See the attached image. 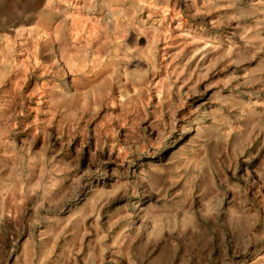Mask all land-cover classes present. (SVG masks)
<instances>
[{"label": "rangeland", "instance_id": "374dc122", "mask_svg": "<svg viewBox=\"0 0 264 264\" xmlns=\"http://www.w3.org/2000/svg\"><path fill=\"white\" fill-rule=\"evenodd\" d=\"M191 1L0 0V264H264V0Z\"/></svg>", "mask_w": 264, "mask_h": 264}, {"label": "bare ground", "instance_id": "6f19581e", "mask_svg": "<svg viewBox=\"0 0 264 264\" xmlns=\"http://www.w3.org/2000/svg\"><path fill=\"white\" fill-rule=\"evenodd\" d=\"M162 1H164V0H162ZM186 1L190 3L189 7L191 8V6L193 5V4H192V1H191V0H186ZM195 1H196V0H195ZM217 1H222V0H217ZM225 1H226V0H225ZM208 2H210V0H209ZM211 2H213V0H212ZM159 3H160V2H159ZM202 3H204V2H202ZM220 3H221V2H220ZM195 4H196V3H195ZM195 4H194V5H195ZM195 6H196V5H195ZM195 6H194V7H195ZM200 6H201V5H200ZM202 7H204V5H203ZM205 8H206V7H205ZM198 9H199V11H200V8H198ZM196 10H197V9H196ZM191 12H192V11H191ZM183 32H184V31H183ZM179 33H180V32H179ZM185 36H186L187 39H189V40H192V39L195 38V37H193V36L191 37L189 34H186ZM182 40H183V39H182ZM186 42H188V41H186ZM183 44H184V43H183ZM213 46H214V45H213ZM195 47H198V48H197V50H198L197 52H200V51H203V50L206 51L207 49L210 50V49L212 48L210 42H204V43H202L201 45H199V46H195ZM214 48H215V47H214ZM214 48H213V49H214ZM207 51H208V50H207ZM194 52L196 53V51H194ZM203 54H204V52H203ZM220 54H221V53H220ZM165 55H166V53H165ZM210 57H211V56H210ZM185 59H186V58H185ZM198 59H199V58H198ZM187 60H188V59H187ZM196 62H197V61H196ZM227 133H228V132H227ZM222 134H223V133H222ZM224 135H225V133H224ZM226 135H227V134H226ZM226 135H225V137H226ZM228 137H230V135H228ZM225 140H226V138H225ZM228 140H229V139H228ZM228 140H227V141H228ZM225 142H226V141H225ZM225 142H224V143H225ZM134 167H135V166H134ZM133 172H134V171H133ZM134 176H135V175H134ZM141 210H143V211L146 210V207H145V209H141ZM145 213H148V212L145 211ZM142 215H143V214H142ZM144 216H145V214H144ZM232 224H235V223H232ZM243 227H244V226H243ZM243 229H245V227H244ZM233 232H234V230H233ZM233 232H229V234H230L229 237H230V238H233V236H234V235H233ZM239 232H240V231H239ZM251 232H252V231H251ZM229 234H228V235H229ZM246 235H247V234H246ZM262 235H263V234H262ZM242 236H243V235H242ZM235 237H236V236H235ZM262 243H263V242H262ZM261 247H262V246H261ZM244 248H245V247H244ZM245 249H246V252H249V253H250V255H251L252 252H254V250L252 251V249H250V247H246ZM240 252H241V251H240ZM243 252H244V251H243ZM237 255H238V254H237ZM238 258H239V257H238ZM238 262H239V264H246V260H241V259H240ZM231 263H232V262H231Z\"/></svg>", "mask_w": 264, "mask_h": 264}]
</instances>
